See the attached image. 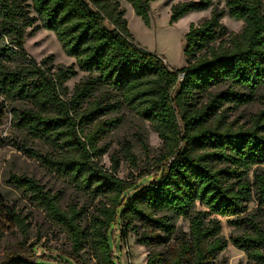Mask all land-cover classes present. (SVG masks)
Returning a JSON list of instances; mask_svg holds the SVG:
<instances>
[{
  "label": "trees",
  "instance_id": "16d2710c",
  "mask_svg": "<svg viewBox=\"0 0 264 264\" xmlns=\"http://www.w3.org/2000/svg\"><path fill=\"white\" fill-rule=\"evenodd\" d=\"M124 1L150 25L158 0ZM226 8L244 23L241 33H228L216 0L172 7L171 25L211 9L210 18L190 26L187 65L174 71L135 40L119 0H0V126L10 107L13 126L50 152L22 150L93 202L63 210L59 195L10 176L9 184L66 234L72 255L71 261L41 257L24 242L0 264H84L85 251L92 264H118L110 244L114 226L123 242L133 234L136 244L161 249L146 264H227L218 217L229 219L230 242L246 264H264V0H226ZM30 28L53 33L74 64L33 59L24 48ZM79 72L86 76L71 94L67 83ZM257 98L263 109L249 126L230 122L232 106ZM121 109L148 122L163 142L158 174L145 185L118 178L115 160L111 171L99 164L107 153L101 141L120 123L107 118ZM123 153L135 163L129 144ZM8 223L27 228L0 199V243Z\"/></svg>",
  "mask_w": 264,
  "mask_h": 264
},
{
  "label": "rangeland",
  "instance_id": "374dc122",
  "mask_svg": "<svg viewBox=\"0 0 264 264\" xmlns=\"http://www.w3.org/2000/svg\"><path fill=\"white\" fill-rule=\"evenodd\" d=\"M187 1L191 0H158L153 2L151 4L150 25L146 26L136 16L131 5L124 0H119L121 7L126 12L128 27L135 40L150 52L164 58L174 71H178L187 65L185 48L187 44L186 35L190 26L204 22L211 15V9L194 12L171 25L172 7ZM216 6L224 11L221 21L228 33H241L244 23L229 16L226 0H216ZM31 15L34 16V13L31 12ZM38 25L40 26L39 23L36 24V26ZM24 48L37 62L53 56L55 66L68 67L74 64V60L67 57L62 51L55 35L47 30L33 31L32 28L27 29ZM85 76L86 74L79 72L74 79L67 83L71 94ZM261 97H264V93ZM262 109V98H257L247 105L232 106L229 112L230 122L235 121L240 126H249L251 119ZM9 111L10 107L6 118L3 120V125L0 126V199L7 206L16 208L27 228L23 232L14 224L5 225L6 231L0 243V263L6 258L7 253L24 242H27L29 246H36L38 256L56 259L63 257L64 260L71 261L72 249L66 234L54 226L45 213L31 203L28 195L16 190L9 184L10 176H26L37 181L52 195H59L60 206L63 210L72 204L78 208L89 209L93 202L77 192L70 183L49 172L37 158L30 157L22 150L25 146L27 149L39 151L40 154L50 152L49 146L45 142L32 140L27 133L16 129L12 124ZM107 119L118 120L120 123L99 145L100 148L107 149V153L99 160L100 166L111 171L112 160H115L119 163L118 178L136 183L138 186L145 185L149 179L156 178L159 170L157 164L163 150V142L149 123L138 119L134 113L127 109H121ZM126 144L131 147L135 163H131L124 156L123 148ZM250 180H253L252 176H250ZM255 207L256 203L250 204L249 211ZM218 219L222 225V236L228 242L227 249L220 256L221 259H224L227 264H246L245 253L230 242L235 230L229 225V219L222 217H218ZM178 224L184 232L189 231L188 221L181 219ZM110 244L118 264H146L149 253L161 250L160 248L148 249L136 244L133 234L129 235L126 242H123L116 226L111 230ZM82 255L84 264H92L88 251L83 252ZM46 263L50 264L51 262Z\"/></svg>",
  "mask_w": 264,
  "mask_h": 264
},
{
  "label": "built area",
  "instance_id": "2783aa9c",
  "mask_svg": "<svg viewBox=\"0 0 264 264\" xmlns=\"http://www.w3.org/2000/svg\"><path fill=\"white\" fill-rule=\"evenodd\" d=\"M183 78V76H180V79H182Z\"/></svg>",
  "mask_w": 264,
  "mask_h": 264
}]
</instances>
